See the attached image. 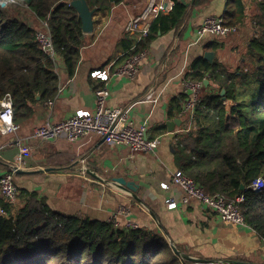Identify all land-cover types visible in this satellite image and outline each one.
<instances>
[{"label":"crops","instance_id":"crops-1","mask_svg":"<svg viewBox=\"0 0 264 264\" xmlns=\"http://www.w3.org/2000/svg\"><path fill=\"white\" fill-rule=\"evenodd\" d=\"M261 1L243 0L244 18L236 34L205 36L198 42L196 30L203 20L223 17L228 0H202L199 5L186 1L189 6L182 25L151 44L147 49L149 57L137 75L133 79L111 77L108 81V106L128 108L135 126H144L148 139H159L156 151L133 153L97 136L76 143L63 136L53 141L29 142L30 152L21 168L26 173L14 176L19 193L10 207L12 216L25 206V193H35L52 211L63 215L100 222L114 220L120 228L135 223L139 229L160 234L179 252L194 259L188 261L195 264H264V239L254 230L221 221L196 200L182 203L184 193L171 184V178L185 162L178 143L186 134L182 129L187 121L178 113L169 115L171 100L186 95L184 83L189 66L195 59L204 58L206 52L214 54L209 62H216L229 72L242 69L241 54L247 53L256 35L252 13ZM150 3L151 0H125L108 10H95L93 31L84 33L86 42L74 75L68 77L61 60H56L61 91L52 105L36 106L30 118L18 123L20 136H29L46 120L58 123L77 110L93 109L95 92L104 83L92 78L91 72L111 73L121 57L134 48L140 36L126 27L130 20H138L140 27L150 28L156 16L142 19ZM18 8L16 16L37 30L40 19L28 8ZM212 43L215 50L206 47ZM234 62L241 66L232 69ZM207 91L216 93L219 89L209 86ZM170 121H176L173 128L167 126ZM189 131H198L196 123ZM9 140L10 137L0 135V176L16 164L19 154L17 146H5ZM48 168L53 170L46 171ZM114 178L135 183L136 191L122 188ZM167 199H174L177 207L169 209ZM118 211L122 212L115 216Z\"/></svg>","mask_w":264,"mask_h":264},{"label":"trees","instance_id":"trees-1","mask_svg":"<svg viewBox=\"0 0 264 264\" xmlns=\"http://www.w3.org/2000/svg\"><path fill=\"white\" fill-rule=\"evenodd\" d=\"M13 1L48 23L57 59L72 77L86 41L70 0ZM124 1L86 0L90 10L103 11ZM20 5L0 6V99L10 95L17 124L30 118L36 106L52 101L59 85L56 61L41 51L37 30L16 16ZM244 11L243 0H228L224 23L240 25ZM186 12V5L174 0L172 11L158 14L147 36L120 60L147 50L159 36L177 31ZM254 13L256 35L241 70L229 72L203 57L189 66V81L211 84L202 93L209 86L219 91L200 96L194 114L198 131H187L179 141L180 153L186 157L178 171L209 195L220 194L228 201L242 197L239 209L246 225L264 239V191L251 190L256 178H264V0ZM206 47L216 49L213 43ZM186 98L181 94L171 100L170 116L180 115ZM25 198V206L14 217L0 216V264H195L173 253L160 234L63 215L52 211L35 193H25ZM10 207L0 199V208L9 213Z\"/></svg>","mask_w":264,"mask_h":264},{"label":"built area","instance_id":"built-area-1","mask_svg":"<svg viewBox=\"0 0 264 264\" xmlns=\"http://www.w3.org/2000/svg\"><path fill=\"white\" fill-rule=\"evenodd\" d=\"M151 0V3L142 15V19H148L158 14H169L174 6V0ZM17 4L13 0H0L1 3ZM23 8L27 6L20 5ZM33 13V12H32ZM34 14V13H33ZM40 27L36 31V40L41 51L48 55L52 60H57L56 51L53 45L49 26L46 21H39ZM138 20H130L126 30L137 32L141 38L147 36L149 26L140 27ZM238 32L237 26H230L224 23L223 17L210 16L206 17L202 24L196 30L198 42L205 36L212 38H221L228 35H234ZM149 57L148 50H143L137 54L126 57L115 64L111 73L106 70L91 72L92 78H98L103 81V86L95 92V105L92 110H77L70 117L58 123H52L46 120L41 126L35 128L33 132L26 137L18 134L20 126L14 121V111L10 95L6 94L0 99V135L10 137L5 146H17L19 154L16 157V164L11 166L10 170L0 176V195L7 204L12 206L18 197V187L15 184V172L22 168L24 157L30 152L29 142L32 141H53L63 136L68 142L76 143L82 139H90L97 136L108 144L116 146H125L133 153H154L160 143L159 139H148L146 128L136 127L129 117L128 108L109 107L108 98L110 91L108 81L111 77H125L133 79L141 65ZM204 81L192 82L185 81L184 90L186 92V101L183 105L180 117H184L187 125L182 132H187L195 125L194 114L195 108L200 101V95L204 88ZM61 88L58 86L59 93ZM56 98V97H55ZM54 98V99H55ZM48 105H52L53 101ZM171 184L180 188L184 196L182 203L186 204L190 200H196L207 209L216 214L223 222H229L240 226H246L244 216L242 215L239 205L243 202L242 197H237L233 201H228L223 195H209L197 184L192 178L186 176L181 171H175L172 174ZM168 188V185H165ZM251 190L256 193L264 191V178L258 177L251 183ZM169 209H175L177 202L174 199L166 200ZM122 211H118L119 215ZM0 216H12L0 208ZM114 216V218H115ZM115 227L117 224L110 220ZM130 229H139L135 223L126 226Z\"/></svg>","mask_w":264,"mask_h":264},{"label":"water","instance_id":"water-1","mask_svg":"<svg viewBox=\"0 0 264 264\" xmlns=\"http://www.w3.org/2000/svg\"><path fill=\"white\" fill-rule=\"evenodd\" d=\"M109 1L112 2L113 0H109ZM179 1L181 3H184L186 5V7L189 6V4L185 0H179ZM69 4L71 7H73L75 9L79 19L81 20L82 32L83 33H91L93 31V15L95 13V10H90L86 0H70ZM0 6L4 8V7H6V4L3 2V3H1ZM213 56H214V54L212 52H206L204 54V58L208 61H211ZM204 85H205V87L208 86V80H204ZM224 93H225V91L222 90L220 92V95L222 96ZM37 99H39V97H37ZM175 123H176V121L167 122V126L170 128H173L175 126ZM50 170H53V169H51V168L46 169V171H50ZM24 173H26V172L22 171L21 169H19L15 172V174H17V175L24 174ZM113 181L118 183L122 188L129 190L130 192H135L137 189L135 183L127 182L123 178H114ZM240 189L243 190L244 186L241 185ZM170 246H171L173 253L178 255L181 259H186V260L194 262V259H192L191 257L185 256L184 254L179 252L174 247V245L172 243L170 244Z\"/></svg>","mask_w":264,"mask_h":264},{"label":"rangeland","instance_id":"rangeland-1","mask_svg":"<svg viewBox=\"0 0 264 264\" xmlns=\"http://www.w3.org/2000/svg\"><path fill=\"white\" fill-rule=\"evenodd\" d=\"M254 12H255V10L253 11L252 15L255 14ZM256 28H257V27H256ZM240 48H242V47H240ZM243 49H244V48H243ZM244 50H245V49H244ZM241 55H242V57L244 58V57L246 56V53H245V54H241ZM239 57H240V56H239ZM238 61H239V60H238ZM242 62H243V61H242ZM240 64L243 65V63H241V62H240ZM240 64H239V62H238V63L234 62V65H233L231 68L234 69L235 66H238V65H240ZM240 66H241V65H240ZM240 66H239V67H240ZM201 95H202V93H201ZM201 95H200V96H201Z\"/></svg>","mask_w":264,"mask_h":264}]
</instances>
